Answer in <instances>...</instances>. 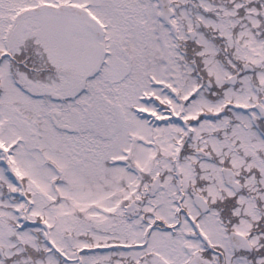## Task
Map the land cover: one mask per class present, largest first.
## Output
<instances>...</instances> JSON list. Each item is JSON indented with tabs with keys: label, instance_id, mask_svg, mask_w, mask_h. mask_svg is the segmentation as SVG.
Masks as SVG:
<instances>
[{
	"label": "snow or ice",
	"instance_id": "snow-or-ice-1",
	"mask_svg": "<svg viewBox=\"0 0 264 264\" xmlns=\"http://www.w3.org/2000/svg\"><path fill=\"white\" fill-rule=\"evenodd\" d=\"M0 264H264V0H0Z\"/></svg>",
	"mask_w": 264,
	"mask_h": 264
}]
</instances>
